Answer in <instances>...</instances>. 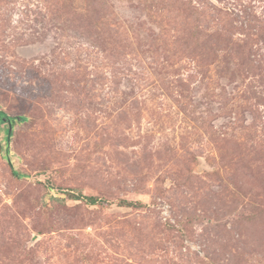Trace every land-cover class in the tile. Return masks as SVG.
I'll use <instances>...</instances> for the list:
<instances>
[{
  "label": "rangeland",
  "instance_id": "rangeland-1",
  "mask_svg": "<svg viewBox=\"0 0 264 264\" xmlns=\"http://www.w3.org/2000/svg\"><path fill=\"white\" fill-rule=\"evenodd\" d=\"M0 108V264H264V0H0Z\"/></svg>",
  "mask_w": 264,
  "mask_h": 264
},
{
  "label": "trees",
  "instance_id": "trees-1",
  "mask_svg": "<svg viewBox=\"0 0 264 264\" xmlns=\"http://www.w3.org/2000/svg\"><path fill=\"white\" fill-rule=\"evenodd\" d=\"M22 121H24V118H21ZM13 121H16V118H13V117H10L9 115H7L5 112H3L0 108V125H3V124H7L9 127L7 128L8 132L6 134V143L8 144V141L11 139V136H12V132H11V129H12V122ZM7 149V147H6ZM92 201V200H90Z\"/></svg>",
  "mask_w": 264,
  "mask_h": 264
}]
</instances>
